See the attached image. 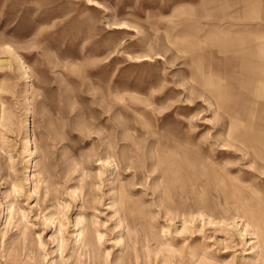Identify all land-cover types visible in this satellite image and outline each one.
I'll use <instances>...</instances> for the list:
<instances>
[{
  "label": "rangeland",
  "instance_id": "374dc122",
  "mask_svg": "<svg viewBox=\"0 0 264 264\" xmlns=\"http://www.w3.org/2000/svg\"><path fill=\"white\" fill-rule=\"evenodd\" d=\"M228 2L0 0V264H264V156L193 62L212 12L264 39Z\"/></svg>",
  "mask_w": 264,
  "mask_h": 264
},
{
  "label": "crops",
  "instance_id": "0c3cea01",
  "mask_svg": "<svg viewBox=\"0 0 264 264\" xmlns=\"http://www.w3.org/2000/svg\"><path fill=\"white\" fill-rule=\"evenodd\" d=\"M208 2H224L226 8L236 4L228 0ZM237 15L212 12V18L232 22L214 27L211 39L195 44V76L208 74L209 90L229 117L235 138L256 142L253 150L264 156V39L255 36L260 33L257 28L233 22ZM204 45L212 52L202 51Z\"/></svg>",
  "mask_w": 264,
  "mask_h": 264
},
{
  "label": "bare ground",
  "instance_id": "6f19581e",
  "mask_svg": "<svg viewBox=\"0 0 264 264\" xmlns=\"http://www.w3.org/2000/svg\"><path fill=\"white\" fill-rule=\"evenodd\" d=\"M83 222H80V224H82ZM246 232V231H245ZM82 236V233L81 234H79V237H81Z\"/></svg>",
  "mask_w": 264,
  "mask_h": 264
}]
</instances>
